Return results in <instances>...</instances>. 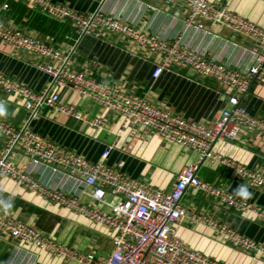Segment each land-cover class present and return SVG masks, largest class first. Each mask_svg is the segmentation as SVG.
Returning a JSON list of instances; mask_svg holds the SVG:
<instances>
[{
    "label": "crops",
    "instance_id": "obj_1",
    "mask_svg": "<svg viewBox=\"0 0 264 264\" xmlns=\"http://www.w3.org/2000/svg\"><path fill=\"white\" fill-rule=\"evenodd\" d=\"M51 1L67 4L80 13L91 12L100 6L140 31L165 40L179 38L182 45L232 69L246 70L254 61V51L259 49L257 43L235 33L221 18L204 20V29L185 26V11L180 4H164L158 0ZM209 1L219 9L239 14L264 28V0ZM0 20L70 53L69 66L83 71L95 81L116 85L124 92L188 120L210 123L222 108L230 107V90L196 74L189 66L172 64L153 77L155 65L162 55L120 33L105 32L101 38L88 36L79 39L70 22L55 20L15 0H0ZM40 60L32 52L0 41V72L36 92L43 90L51 79L37 67ZM57 91L59 101L73 105L80 112V118L46 108L39 118L31 121L30 127L91 162L101 160V154L109 147L104 160L106 164L115 165L121 161V171L127 176L168 190L180 170L197 158L195 151L163 140L143 126H124L119 115L80 96L70 86L58 87ZM240 99L249 114L264 120V81L254 80ZM0 102L8 108L7 116L0 119L19 126L27 118L28 111L19 96L0 88ZM96 119L100 124L94 123ZM3 146L4 141L0 139V153ZM213 150L264 174V136L261 134L246 132L235 140H219L214 143ZM9 157L13 163L26 166L42 183L61 189L83 203L93 202L87 194L91 188L68 176L59 167L35 163L19 149L13 150ZM198 173L203 181L231 194L238 184H247L253 196L241 199L264 209V191L248 180L238 178L230 168L206 160ZM9 198L12 208L5 211L0 207L4 216L22 221L51 239L95 256L102 257L111 251V230L108 227L48 202L0 175V200ZM181 205L185 214L175 224V236L182 244L224 264H264V257L256 249H244L212 226L213 223L226 224L235 234L250 238L256 244L264 243V223L254 212L228 206L215 195L194 187L185 191ZM0 264L77 263L39 249L32 243L16 241L0 229Z\"/></svg>",
    "mask_w": 264,
    "mask_h": 264
},
{
    "label": "built area",
    "instance_id": "obj_2",
    "mask_svg": "<svg viewBox=\"0 0 264 264\" xmlns=\"http://www.w3.org/2000/svg\"><path fill=\"white\" fill-rule=\"evenodd\" d=\"M15 1L34 7L55 20L70 22L79 39L84 36L101 38L105 32H116L152 52L160 53L161 60L153 70L155 78L172 64L189 66L196 74L208 77L230 90V107L222 108L210 123L188 120L168 109L156 107L144 98L124 92L116 85L95 81L83 71L69 66L70 53L0 20V41L38 55L41 60L36 63L37 67L51 77L48 85L36 92L0 72V88L19 96L28 111L27 118L19 126L0 119V139L4 141L0 153V175L21 184L25 190L48 202L108 227L111 230L112 249L105 256H95L68 247L2 213L0 229L16 241L32 243L39 249L77 264H224L182 244L175 236V224L185 214L181 199L189 187L211 193L233 208L252 211L264 223V209L203 181L198 173L206 160L217 162L233 170L238 178L248 180L264 191L263 173L213 150L216 141L235 140L241 133L254 132L264 136V120L249 114L240 99L254 80L264 81V28L239 14L217 8L209 0H158L164 4H180L185 11V26L204 29V20L221 18L235 33L257 43L259 49L254 51V61L242 71L207 59L182 45L179 38L165 40L140 31L133 24L105 12L100 6L91 12L80 13L67 4L51 0ZM61 86H70L80 96L119 115L124 126H143L163 140L195 151L197 158L180 170L170 189L164 190L124 174L121 161L115 165L106 164L104 160L109 154V147L101 154V160L91 162L54 143L34 132L30 123L39 118L46 108L80 118V112L73 105L59 101L57 88ZM94 123L100 124L99 119ZM15 149L21 150L35 163L57 166L68 176L80 180L91 188L87 194L93 202L83 203L61 189L42 183L26 166L13 163L9 156ZM212 226L244 249H256L264 257V243L256 244L250 238L237 235L226 224L213 223Z\"/></svg>",
    "mask_w": 264,
    "mask_h": 264
},
{
    "label": "clouds",
    "instance_id": "obj_3",
    "mask_svg": "<svg viewBox=\"0 0 264 264\" xmlns=\"http://www.w3.org/2000/svg\"><path fill=\"white\" fill-rule=\"evenodd\" d=\"M8 114V108L3 103L0 102V117H5ZM234 194L240 198H243L245 200L251 199L253 196V193L249 190V187L247 184L240 183L237 185V187L233 190ZM13 206L11 198L7 200H0V207H2L5 211L11 209Z\"/></svg>",
    "mask_w": 264,
    "mask_h": 264
},
{
    "label": "water",
    "instance_id": "obj_4",
    "mask_svg": "<svg viewBox=\"0 0 264 264\" xmlns=\"http://www.w3.org/2000/svg\"><path fill=\"white\" fill-rule=\"evenodd\" d=\"M84 38L86 39V38H88V36H84Z\"/></svg>",
    "mask_w": 264,
    "mask_h": 264
}]
</instances>
